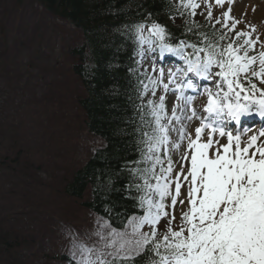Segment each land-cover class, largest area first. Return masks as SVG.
<instances>
[{"label":"snow or ice","instance_id":"1","mask_svg":"<svg viewBox=\"0 0 264 264\" xmlns=\"http://www.w3.org/2000/svg\"><path fill=\"white\" fill-rule=\"evenodd\" d=\"M212 2L203 0L205 15L197 12L200 0H179L170 18L183 20L180 37L155 19L126 26L134 29L137 63L151 61L139 80V97L150 92L151 98L139 106L136 163L143 166L131 169L128 182L136 195L126 191L105 205L107 219L91 234L99 238L92 247L70 230L66 264H264V88L253 82L264 84V43L253 37L254 28L237 31L231 9L214 17ZM167 54L182 63L165 73ZM169 93L176 98L170 114ZM200 95L207 97L203 115L194 106ZM194 120L193 134L188 124ZM121 175L110 173L108 185ZM129 198L132 211L123 203Z\"/></svg>","mask_w":264,"mask_h":264},{"label":"rangeland","instance_id":"2","mask_svg":"<svg viewBox=\"0 0 264 264\" xmlns=\"http://www.w3.org/2000/svg\"><path fill=\"white\" fill-rule=\"evenodd\" d=\"M228 9L249 31L258 13V21L264 17V0H232L222 8ZM78 35L33 0H0V264H55L58 252L68 253L70 230L89 247L99 239L91 235L99 220L62 192L101 145L83 131L74 103L78 87L69 52L81 44ZM141 66L149 70L150 59ZM175 214L178 224L179 205ZM2 239L12 247L1 245Z\"/></svg>","mask_w":264,"mask_h":264},{"label":"trees","instance_id":"3","mask_svg":"<svg viewBox=\"0 0 264 264\" xmlns=\"http://www.w3.org/2000/svg\"><path fill=\"white\" fill-rule=\"evenodd\" d=\"M34 1L47 16L68 23L83 36V44L71 51L78 62L73 73L83 94L77 104L84 115V129L102 139L105 146L71 175L63 193L74 199L86 196L85 206L107 219L105 205L121 201L126 191L136 195L134 189H128V182L141 145L138 87L130 75L134 29L126 26L155 19L180 37L183 20L170 18L177 7L168 0ZM121 172L123 175L108 185L109 174ZM132 202L131 198L123 200L130 211ZM1 245L12 247L3 239Z\"/></svg>","mask_w":264,"mask_h":264},{"label":"bare ground","instance_id":"4","mask_svg":"<svg viewBox=\"0 0 264 264\" xmlns=\"http://www.w3.org/2000/svg\"><path fill=\"white\" fill-rule=\"evenodd\" d=\"M76 145L78 146L77 141H76ZM84 201H85L84 197L82 195H80L79 196V206L82 208L83 211H85L87 213V211L89 209H88V206H85Z\"/></svg>","mask_w":264,"mask_h":264}]
</instances>
